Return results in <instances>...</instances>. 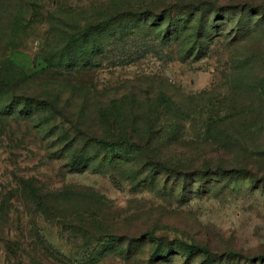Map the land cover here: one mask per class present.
Returning <instances> with one entry per match:
<instances>
[{"label":"rangeland","instance_id":"rangeland-1","mask_svg":"<svg viewBox=\"0 0 264 264\" xmlns=\"http://www.w3.org/2000/svg\"><path fill=\"white\" fill-rule=\"evenodd\" d=\"M200 262L264 264V0H0V264Z\"/></svg>","mask_w":264,"mask_h":264},{"label":"trees","instance_id":"trees-1","mask_svg":"<svg viewBox=\"0 0 264 264\" xmlns=\"http://www.w3.org/2000/svg\"><path fill=\"white\" fill-rule=\"evenodd\" d=\"M220 9H217L216 11H219ZM164 19V18H163ZM199 23H201L202 21H203V16H199ZM199 28H201V30H203L202 29V25H200L199 24ZM98 143H100L101 145H103L104 147H108L109 146V144L110 143H107L106 141H104V140H98ZM116 143H119V142H116ZM114 144V143H113ZM76 163L77 164H80L81 163V161L80 160H77L76 161ZM221 170H219V171H217V170H215V172H212L210 169L208 170V169H206V170H203V172L202 173H194V172H188V173H185V174H183V179H184V181H186V177L187 176H192V177H201L200 179H202V177H206V176H209V175H219V172H220ZM192 249H190L189 247H187L186 248V250L184 251V252H186V253H189V255H196V254H201V255H203L204 256V260H202V262H210V254H209V252L206 250V249H202L201 247H191ZM216 261V260H215ZM200 264H201V262H200ZM204 264H206V263H204Z\"/></svg>","mask_w":264,"mask_h":264}]
</instances>
